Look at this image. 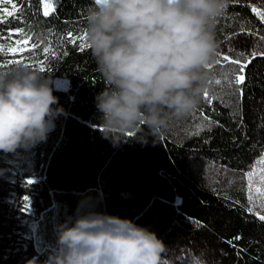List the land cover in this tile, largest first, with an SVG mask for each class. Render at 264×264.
Segmentation results:
<instances>
[{
	"label": "trees",
	"instance_id": "trees-1",
	"mask_svg": "<svg viewBox=\"0 0 264 264\" xmlns=\"http://www.w3.org/2000/svg\"><path fill=\"white\" fill-rule=\"evenodd\" d=\"M14 2L21 11L3 19L0 35L23 28L58 51H68L67 56L49 60L47 70L41 72L54 82L53 94L66 115L55 120L48 140L33 149L26 174L19 173L26 165L15 163L16 155L0 153L4 170L0 176V264H27L33 257L44 264L27 218L49 212L57 191L67 195L68 220L74 219L82 201L91 198V210L132 220L155 232L168 249L162 264L165 259L167 264H178L189 255L205 264H264V221L246 211L248 202L241 190L246 185L243 173L264 151V58L258 56L245 70L242 100L238 92L214 84L209 92L212 104L204 100L156 144L153 137L146 145L135 142L133 133L128 143L113 147L97 127L101 113L95 97L105 83L90 50L80 51L47 35L86 32L87 10L95 0H56V11L48 17L40 0ZM252 7L245 1L229 3L217 25L220 46L229 36L244 42L249 41L243 39L246 35L252 40L264 37V23ZM240 53L250 55L251 51L243 49L230 56L243 60ZM8 60L9 56H0V62ZM14 66L0 63V69ZM237 67L216 65L215 71L220 76ZM28 68L37 71L35 62ZM58 78L67 80L66 88L56 87ZM199 110L217 123L209 124ZM200 124L204 127L197 134ZM31 177L39 180L28 185L26 178ZM237 200L239 204L234 203ZM27 205L33 216L27 213ZM47 229L54 233L52 222Z\"/></svg>",
	"mask_w": 264,
	"mask_h": 264
},
{
	"label": "clouds",
	"instance_id": "clouds-1",
	"mask_svg": "<svg viewBox=\"0 0 264 264\" xmlns=\"http://www.w3.org/2000/svg\"><path fill=\"white\" fill-rule=\"evenodd\" d=\"M230 0H95L87 42L105 88L95 97L98 129L113 147L163 139L212 90L219 73L217 25ZM53 81L23 65L0 69V153L21 155L48 140L66 115ZM56 106V107H54ZM4 170L0 169V176ZM56 227V250L44 264H162L168 250L132 220L91 210ZM27 264H39L33 257Z\"/></svg>",
	"mask_w": 264,
	"mask_h": 264
},
{
	"label": "snow or ice",
	"instance_id": "snow-or-ice-1",
	"mask_svg": "<svg viewBox=\"0 0 264 264\" xmlns=\"http://www.w3.org/2000/svg\"><path fill=\"white\" fill-rule=\"evenodd\" d=\"M40 4L42 6V13L45 17L51 16L56 11V0H40ZM0 5H3L2 11L8 15L12 16L14 13L9 10L8 5L11 6L12 9H15L16 12L21 11L20 7H18L17 3L14 0H0ZM252 11L256 14L262 23H264V9L252 7ZM0 23H5L3 19H0ZM243 31V30H242ZM44 35V33H41ZM48 36H54L60 43L70 44L80 51H84L86 49H90V45L87 42V33L83 34H74L71 31L66 33L57 35L55 32H48ZM47 38V37H46ZM5 39L3 35H0V40ZM6 39L8 40V44L0 43V56H11L16 57L17 54H23L24 52L30 53L31 58L35 61L37 65V71L44 72L47 70L48 61L52 58L59 56H67L68 51L64 49L62 51H58L57 48L51 43H45L44 40H41L37 37V34L32 31H25L23 28L16 29L15 31H9L7 33ZM226 39H231V36L226 37ZM260 39L264 40V37H260ZM234 51L233 48H229V52ZM243 56V60L234 59L228 54H224L222 52L218 53V64L221 68H224L226 64H232L238 66L237 68L223 71L221 75L215 79L214 84L220 85L223 88L226 86L228 89L233 90L234 92H238L240 99H243L244 90L243 87H240L245 84L246 76L245 70L252 63L254 59L258 56L264 58V52H257L253 50L250 55H245L244 53H240ZM225 62V63H222ZM7 64H15L17 66L23 65L25 67H29L30 65L25 64L24 61L19 59H9L6 62ZM235 86V87H233ZM204 100L209 105L212 104V97L210 93H205ZM200 114L203 116L205 120L208 121L209 124L217 123L211 120L203 110H199ZM203 124L197 125V134L199 131L203 130ZM129 135H132L131 133ZM243 178L246 181V185L241 190L245 192L248 207L246 211L252 213L256 216L260 221H264V151L259 153V156L254 160L253 164L250 166L249 170L243 173ZM35 181L29 180L28 185L33 184ZM231 184L232 181H229ZM225 199H231V197L225 195ZM27 199V198H25ZM234 203L239 204L240 202L234 201ZM259 209V211L257 210ZM234 239L239 240L240 236H236ZM165 264H167V260L165 259ZM196 264H201L200 261L197 260Z\"/></svg>",
	"mask_w": 264,
	"mask_h": 264
},
{
	"label": "rangeland",
	"instance_id": "rangeland-1",
	"mask_svg": "<svg viewBox=\"0 0 264 264\" xmlns=\"http://www.w3.org/2000/svg\"><path fill=\"white\" fill-rule=\"evenodd\" d=\"M238 1H245L247 4L250 6H255L257 8L264 9V0H230L231 2H238ZM4 6L0 5V19H4L8 17L3 11L2 8ZM10 11L14 12L15 9H12L10 5L7 6ZM5 39L1 41L0 43H4L5 45L8 44V40L6 39V36H4ZM241 38H236L233 37L231 38L225 45H222L221 50L222 51H227V47L231 48H238L241 44L240 42ZM252 45L249 44V41L244 43L242 47H246L247 50L249 51H257V52H264V40L260 38H256L252 41H250ZM252 46V47H251ZM231 52H228L227 54L230 55ZM220 58V57H219ZM9 59H19L24 61L25 63H28L29 65L33 62H35L31 56L30 53L24 52L23 54H17L16 57H11L9 56ZM66 79H61L58 78L56 80V87H60L62 89L66 88ZM32 153L33 149L21 153L20 156H17L16 162L19 165H26L25 167H20L19 168V173L21 175L26 174L29 171V165L31 164V158H32ZM29 180L32 181H38L39 179L37 177H31V178H26V182ZM53 197H54V206L53 208L42 215H39L37 219H33L32 217H28L27 221L29 223L30 229L32 231V237L36 240L37 242V247H39L40 252L44 256V258L47 260L48 256L53 253L56 250V227L69 219V214H68V202H67V195L64 192H53ZM27 213L31 214L33 216L32 208L27 205ZM48 219V220H47ZM49 222H52L53 228H54V233L51 234L48 229L47 225ZM200 261L201 264H205L203 261L198 259L195 256L189 255L185 257H181L178 264H196V262Z\"/></svg>",
	"mask_w": 264,
	"mask_h": 264
},
{
	"label": "crops",
	"instance_id": "crops-1",
	"mask_svg": "<svg viewBox=\"0 0 264 264\" xmlns=\"http://www.w3.org/2000/svg\"><path fill=\"white\" fill-rule=\"evenodd\" d=\"M243 39H247V40H249V41H252L253 38H252V37H249V36L246 35V36H244ZM244 43H246V42H244L243 40H241V44H240V46H239L238 48L234 47V48H233L234 51H231V52H241L243 49H247L246 47H242V45H243ZM249 44L252 45L251 42H250ZM221 47H222V46L219 47V51L221 50ZM251 47H252V46H251ZM226 50H227V51H222V53L227 54V53L229 52V47H227ZM218 59H219V57H218Z\"/></svg>",
	"mask_w": 264,
	"mask_h": 264
}]
</instances>
